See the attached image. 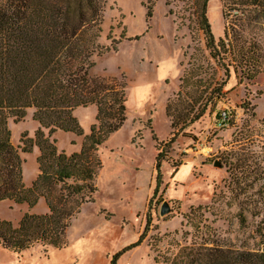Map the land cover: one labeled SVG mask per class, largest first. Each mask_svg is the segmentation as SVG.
<instances>
[{"label":"rangeland","instance_id":"rangeland-1","mask_svg":"<svg viewBox=\"0 0 264 264\" xmlns=\"http://www.w3.org/2000/svg\"><path fill=\"white\" fill-rule=\"evenodd\" d=\"M223 11L221 0H209L207 20L216 43L222 39L216 60L197 21L196 0L108 2L100 44L120 42L116 51L94 58L91 74L125 78L127 120L97 148V191L73 220L67 246L38 245L14 253L0 245V264H111L114 259L116 264H164L155 260L157 255L172 259L202 240L264 250V226L258 232L264 216V20L232 10L224 18ZM250 44L257 49L253 60L235 57L231 45ZM183 80L189 84L186 91L203 96L209 108L166 147L172 132L166 106ZM97 114L96 105L77 108L74 117L83 135L55 132L50 139L58 151L79 154ZM33 115L29 109L23 120L8 122L26 188L39 174L38 147L23 152V141H34L40 129ZM158 144L166 154L160 170ZM165 203L170 212L161 216ZM241 206L246 211L244 228L238 220ZM47 213L44 198L33 209L0 203V220L15 228L25 214Z\"/></svg>","mask_w":264,"mask_h":264},{"label":"trees","instance_id":"trees-1","mask_svg":"<svg viewBox=\"0 0 264 264\" xmlns=\"http://www.w3.org/2000/svg\"><path fill=\"white\" fill-rule=\"evenodd\" d=\"M109 1L0 0V203L12 201L33 209L44 198L48 207V213L44 215L25 214L17 228L0 220V245L7 251L22 253L38 245L55 249L67 246V232L73 220L83 204L94 200L97 191L96 177L101 165L97 148L127 120L125 78L91 74L94 58L116 51L120 42L113 40L109 47L100 44ZM221 1L224 18L225 11L232 10L248 18L264 20V0ZM208 2L196 0L197 21L211 56L218 60L217 50L222 39L216 43L211 31L206 16ZM147 7L151 17L152 5ZM225 36L228 37L227 26ZM231 47L235 57L243 62L248 63L257 55L256 46L252 44ZM181 83L178 94L166 106L172 130L166 147L200 121L209 108V101L204 103L203 96L186 91L188 82L183 80ZM213 92L216 96L221 95L218 89ZM91 105L97 106V124L86 137L82 151L71 156L59 152L50 136L57 131L82 136L74 112L79 107ZM29 109L34 110L33 119L40 129L34 141H23V152H32L36 145L40 155L38 177L30 188H26L23 161L12 143L8 122L10 119L23 120ZM162 148V144H158L157 170L165 161ZM158 182L162 184L161 175ZM245 212L241 206L238 220L242 228L247 224ZM200 226L199 223V229ZM262 226L264 216L259 233ZM147 231L148 225L139 243L145 239ZM155 260L164 264H264V250L235 248L222 241L206 243L202 240L199 244L183 247L172 259L157 255ZM111 264H116V260Z\"/></svg>","mask_w":264,"mask_h":264},{"label":"water","instance_id":"water-1","mask_svg":"<svg viewBox=\"0 0 264 264\" xmlns=\"http://www.w3.org/2000/svg\"><path fill=\"white\" fill-rule=\"evenodd\" d=\"M216 166H220L219 163L215 164ZM170 212V207L168 205V203H165L161 209V216H165L166 214H168Z\"/></svg>","mask_w":264,"mask_h":264},{"label":"built area","instance_id":"built-area-1","mask_svg":"<svg viewBox=\"0 0 264 264\" xmlns=\"http://www.w3.org/2000/svg\"><path fill=\"white\" fill-rule=\"evenodd\" d=\"M221 118L222 120H226V114H223Z\"/></svg>","mask_w":264,"mask_h":264}]
</instances>
